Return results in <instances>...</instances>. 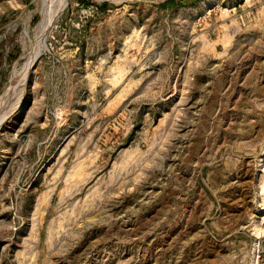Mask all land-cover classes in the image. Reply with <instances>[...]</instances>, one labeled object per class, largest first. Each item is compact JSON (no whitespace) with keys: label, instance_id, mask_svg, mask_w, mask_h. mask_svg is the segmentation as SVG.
<instances>
[{"label":"rangeland","instance_id":"obj_1","mask_svg":"<svg viewBox=\"0 0 264 264\" xmlns=\"http://www.w3.org/2000/svg\"><path fill=\"white\" fill-rule=\"evenodd\" d=\"M57 1L0 0V264H264V0H67L23 84Z\"/></svg>","mask_w":264,"mask_h":264},{"label":"bare ground","instance_id":"obj_2","mask_svg":"<svg viewBox=\"0 0 264 264\" xmlns=\"http://www.w3.org/2000/svg\"><path fill=\"white\" fill-rule=\"evenodd\" d=\"M66 3H67V0H58L57 2H55V4L52 7L48 8V10L45 11V13L42 15L40 25H39L40 30H39L38 36L36 38V43L34 44L33 48L31 49L29 57L27 58V60L24 63V66H23V71H22V76H21L22 77L21 81L23 84H25V82H26V79L28 77V73H29L30 68L32 67L34 61L44 51L45 46H46V36H47L51 26H52V23L59 17V15L61 14ZM43 7H44V5H43ZM4 97H5L4 95H2V96L0 95V114L3 111V108H5V106H4L5 103L3 100ZM3 115H5V114H3ZM3 118H4V116L0 117V127L2 126Z\"/></svg>","mask_w":264,"mask_h":264},{"label":"trees","instance_id":"obj_3","mask_svg":"<svg viewBox=\"0 0 264 264\" xmlns=\"http://www.w3.org/2000/svg\"><path fill=\"white\" fill-rule=\"evenodd\" d=\"M174 4L177 5V4H179V2L178 1H174V0H165V1L161 2V3H159V6L166 7V6L174 5ZM100 7H103V5H101Z\"/></svg>","mask_w":264,"mask_h":264}]
</instances>
